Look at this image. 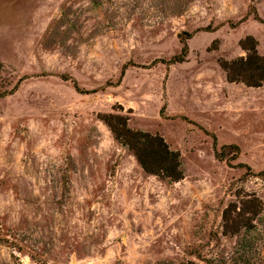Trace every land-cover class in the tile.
<instances>
[{
	"label": "rangeland",
	"instance_id": "rangeland-1",
	"mask_svg": "<svg viewBox=\"0 0 264 264\" xmlns=\"http://www.w3.org/2000/svg\"><path fill=\"white\" fill-rule=\"evenodd\" d=\"M248 35L264 56V0H0V264H264V83L219 65ZM104 113L183 178L145 174ZM244 196L261 214L224 235Z\"/></svg>",
	"mask_w": 264,
	"mask_h": 264
},
{
	"label": "trees",
	"instance_id": "trees-1",
	"mask_svg": "<svg viewBox=\"0 0 264 264\" xmlns=\"http://www.w3.org/2000/svg\"><path fill=\"white\" fill-rule=\"evenodd\" d=\"M254 16L258 17L256 12ZM259 19V18H257ZM188 34V33H185ZM182 48L167 64L182 62L187 54L188 45L185 39ZM239 46L245 53L244 56L230 60H220L219 65L225 72L227 82L243 84L246 87H261L264 83V56L257 51V41L250 35L239 41ZM70 80L66 75L61 76ZM76 90H80L77 83L72 81ZM114 139L125 147L135 157L141 170L148 175H154L162 180L177 182L183 178L180 155L171 150L165 140L158 134L133 129L128 126V117L117 113H104L99 115ZM259 175L264 176V171ZM239 203V204H238ZM263 207L256 197L239 198L237 203H228L222 215V233L224 235L239 236L240 232L250 231L253 220L258 219ZM254 224L252 225V228ZM248 242H242L235 248V253L245 256L241 249L248 247ZM249 261V258H244ZM206 264H214L205 260ZM183 264H197L187 261Z\"/></svg>",
	"mask_w": 264,
	"mask_h": 264
}]
</instances>
